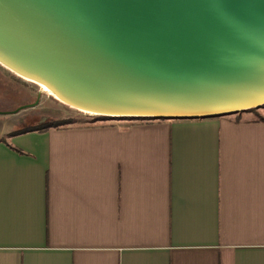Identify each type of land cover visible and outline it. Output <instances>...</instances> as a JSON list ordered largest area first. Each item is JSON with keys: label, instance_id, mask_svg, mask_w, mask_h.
<instances>
[{"label": "crops", "instance_id": "crops-1", "mask_svg": "<svg viewBox=\"0 0 264 264\" xmlns=\"http://www.w3.org/2000/svg\"><path fill=\"white\" fill-rule=\"evenodd\" d=\"M20 128L0 130V264H264L255 113Z\"/></svg>", "mask_w": 264, "mask_h": 264}, {"label": "water", "instance_id": "water-1", "mask_svg": "<svg viewBox=\"0 0 264 264\" xmlns=\"http://www.w3.org/2000/svg\"><path fill=\"white\" fill-rule=\"evenodd\" d=\"M0 64L88 115L240 114L264 106V0H0Z\"/></svg>", "mask_w": 264, "mask_h": 264}, {"label": "rangeland", "instance_id": "rangeland-1", "mask_svg": "<svg viewBox=\"0 0 264 264\" xmlns=\"http://www.w3.org/2000/svg\"><path fill=\"white\" fill-rule=\"evenodd\" d=\"M21 106L27 108L15 114H0V130L9 131L43 119L47 122L64 117L74 120L70 125H80L87 124L89 118L88 114L43 92L37 83L25 80L0 64V111H13Z\"/></svg>", "mask_w": 264, "mask_h": 264}, {"label": "trees", "instance_id": "trees-1", "mask_svg": "<svg viewBox=\"0 0 264 264\" xmlns=\"http://www.w3.org/2000/svg\"><path fill=\"white\" fill-rule=\"evenodd\" d=\"M262 108H264V106ZM257 110L258 109L253 108V109H249V110H247L245 112L255 113L256 114V118L258 120H264V117L261 116L260 114H258ZM111 120H123V121L130 122V121H133V120H152V119L89 115L87 123L88 124H94V123H97V122H105V121H111ZM73 122H74V120L72 118L64 117V118H61V119L51 120V121L43 122V123L36 124V125L26 126V127H23V128L18 129V130L10 132L9 135H16V134L30 132V131H43V130H46L48 128H57V127L68 126V125H70Z\"/></svg>", "mask_w": 264, "mask_h": 264}, {"label": "bare ground", "instance_id": "bare-ground-1", "mask_svg": "<svg viewBox=\"0 0 264 264\" xmlns=\"http://www.w3.org/2000/svg\"><path fill=\"white\" fill-rule=\"evenodd\" d=\"M25 80H27V81H30V82H34L33 80H30V79H28V78H25V77H23ZM36 83V82H35ZM39 86H41V89H42V91L43 92H45V93H47V94H49V95H51V96H53L56 100H59L54 94H52L46 87H44V86H42L41 84H39V83H37Z\"/></svg>", "mask_w": 264, "mask_h": 264}]
</instances>
